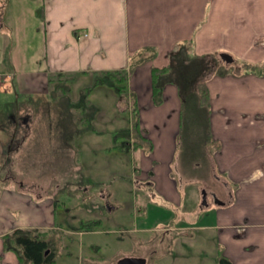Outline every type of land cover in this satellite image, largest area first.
<instances>
[{
	"label": "crops",
	"instance_id": "0c3cea01",
	"mask_svg": "<svg viewBox=\"0 0 264 264\" xmlns=\"http://www.w3.org/2000/svg\"><path fill=\"white\" fill-rule=\"evenodd\" d=\"M183 42H189L190 55L205 56L207 67L201 70L208 92L212 174L223 201L201 205V223L190 228L200 236H192L186 247L194 253L184 260L189 264L191 257L193 264H204L194 258L202 244L216 264L224 256L232 264H264V0H1L0 95L13 94L19 104L47 93L56 77H72L69 85L80 78L91 83L95 70L127 69L132 56L135 61L144 58L131 72L128 89L136 96L138 136L151 142L147 168L154 164V176L148 183L171 205L179 204L176 184L165 172L180 127V95L168 83L163 101L154 105L151 69L171 63L172 51ZM221 54L232 61H224ZM234 62L238 69L226 66ZM244 63L261 67L250 72ZM89 96L100 112L110 110L112 117L121 110L130 113V100H119L109 86H97ZM30 113L26 110L22 120ZM73 147L68 149L72 158ZM141 155L144 165L148 156ZM145 168L135 169L139 179L150 173ZM47 175L50 182L60 177L56 170ZM63 204L54 191L3 190L0 264H19L13 251L3 252L5 234L62 230ZM154 247L147 251L161 252L154 260L143 250L127 257H141L144 264H181L177 243ZM87 255L94 264V255Z\"/></svg>",
	"mask_w": 264,
	"mask_h": 264
},
{
	"label": "rangeland",
	"instance_id": "374dc122",
	"mask_svg": "<svg viewBox=\"0 0 264 264\" xmlns=\"http://www.w3.org/2000/svg\"><path fill=\"white\" fill-rule=\"evenodd\" d=\"M226 66L235 70L239 64L234 62ZM89 81L86 78L77 79L70 85L71 94L67 96H58L50 88L45 94L33 96V99L42 100V104L35 108L26 107V110L34 114L35 118L30 127H37L33 129L35 133L38 132V136L36 139H30L29 135L24 136L25 142L21 145L24 159L29 165L42 167L46 173L55 170L60 173V177L51 182L48 175H42V186L34 189L36 192L43 189L54 191L57 198L64 203L62 208L59 206L64 212L65 222L64 228L58 229L62 237L55 246L56 255H60L57 263L77 264L81 260L80 264H91L86 259H89L87 254L91 253L94 255V264H115L120 257L139 256L143 251L152 255L151 261L161 252H147L149 249L156 245L177 243L180 263L187 264V259L184 258L189 253H194V250L186 245L193 241L192 236H200L198 231L190 228L201 223L197 217L202 211V192L206 191L207 204L210 202L212 205L215 200L208 192L217 185L212 174L214 164L211 163V144L201 145L200 148L197 143L198 139L204 141V137L199 135L198 119L193 120L185 112L182 126L175 137L176 147L167 163L169 169L165 174L175 182L180 203L171 205L163 195L155 191L153 183H148L152 181V175L154 176V164L147 168L151 157V142L135 136V140L141 143L140 146L128 150L114 148L125 141L123 137H115L114 131L128 125L130 113L127 110H121L119 115L112 117L110 110L100 112L95 107L94 130L81 134L74 142V166L72 151L70 153L67 148L60 149L55 146L59 141L52 130L58 129L60 123L64 122L54 112L60 108L62 112L67 111L69 102L79 97L80 88L90 85ZM24 106L26 104L18 105L13 94L0 95V152L9 146L14 135L16 140L22 138L15 122L9 121L7 117L12 113L16 116L23 115ZM132 142L131 140L130 143ZM96 149L97 152H94ZM141 151L148 156L144 165L141 163ZM67 154H70V162ZM142 167L150 170L148 176H145L146 180L139 179L135 173L136 168ZM27 177L30 180L35 178L33 174ZM24 187L33 189L29 183ZM218 189L215 188L214 194L217 200L222 195L221 188ZM83 218L100 220L97 230L74 234L69 224L74 223L73 226H76ZM177 226L183 228L177 229ZM94 245L98 249L93 250ZM194 258H200L195 261L201 260L204 264H216L211 261L208 250L202 244L196 250ZM189 259V264H193L192 258Z\"/></svg>",
	"mask_w": 264,
	"mask_h": 264
},
{
	"label": "trees",
	"instance_id": "16d2710c",
	"mask_svg": "<svg viewBox=\"0 0 264 264\" xmlns=\"http://www.w3.org/2000/svg\"><path fill=\"white\" fill-rule=\"evenodd\" d=\"M185 43V44H183ZM171 53V63L164 67H153L151 70V94L152 103L158 105L163 101V89L168 83L174 84L180 95V127L182 126L183 115L185 112L189 114L188 117L198 119L199 135L204 137V141L198 139V144L207 145L210 142L208 133V92L206 89L205 81L202 77L204 72L201 69L205 67L203 57L192 56L188 52L189 42H183ZM134 56L131 57V63L127 69L119 70H95L92 73V80L90 85L83 86L80 90V95L77 99H72L68 106L67 111L57 109L54 115L63 118L64 123H60L58 129H53L52 133H56L55 137L58 139V145L55 146L70 149L74 145L75 140L85 132L94 130V114L96 108L90 100L89 94L97 86H109L114 93L118 96L119 100H130V126L121 128L114 131L115 137H123L125 141L122 144L115 145L114 148L131 149L141 145L135 140L138 136L140 119L138 118V108L136 107V96L129 92L128 78L133 69L143 62L144 58L135 61ZM242 66L250 72L257 71L261 66L256 64L244 63ZM220 72V71H219ZM71 78L56 77L50 80L51 90L58 96H67L71 92ZM40 99H27L21 101L19 104L27 106L42 104ZM18 104V105H19ZM9 121L15 122L22 138L11 140L9 146L0 152V194L3 190H17L20 191L27 183L31 184L34 189L42 186L41 176L46 175V171L40 166L29 165L24 159L22 144L25 142V137L37 138L30 123L35 118L34 114H27L28 116L22 120V115L17 116L12 113ZM26 115V114H24ZM23 115V116H24ZM35 125V123H33ZM23 133V134H22ZM25 136V137H24ZM54 136V135H53ZM200 136V138H202ZM133 138V139H130ZM133 141L132 144L130 141ZM34 149V148H33ZM50 166V165H49ZM138 171V168H136ZM51 171V167H50ZM33 174L34 179L30 180L27 176ZM37 178V179H36ZM100 225V220L95 219H81L76 226L69 225L70 230L77 232L96 231ZM58 229H41L37 231L17 230L15 232L7 233L2 237L3 252L10 250L13 251L18 257L19 264H58V256L56 255V242L61 239L62 233H58ZM59 234V235H57ZM64 234V233H63ZM218 264H232L225 256L219 257Z\"/></svg>",
	"mask_w": 264,
	"mask_h": 264
},
{
	"label": "water",
	"instance_id": "95a60500",
	"mask_svg": "<svg viewBox=\"0 0 264 264\" xmlns=\"http://www.w3.org/2000/svg\"><path fill=\"white\" fill-rule=\"evenodd\" d=\"M221 58L224 61H226V62L232 61V58L228 54L227 55L226 54H221ZM206 195H207L206 191L203 190L202 197H201V201H202V205L203 206L207 205ZM214 200H215V202L217 204H222L223 203V201L221 202L220 200H217L216 197H214ZM116 264H144V259L141 258V257H139V258H137V257H127V258H122V259L118 260Z\"/></svg>",
	"mask_w": 264,
	"mask_h": 264
},
{
	"label": "flooded vegetation",
	"instance_id": "af4514ba",
	"mask_svg": "<svg viewBox=\"0 0 264 264\" xmlns=\"http://www.w3.org/2000/svg\"><path fill=\"white\" fill-rule=\"evenodd\" d=\"M209 193L212 195L214 192H213V191H210ZM213 195H214V194H213Z\"/></svg>",
	"mask_w": 264,
	"mask_h": 264
}]
</instances>
